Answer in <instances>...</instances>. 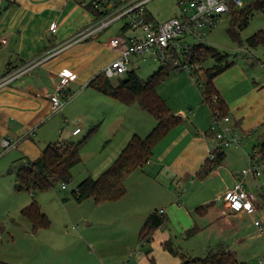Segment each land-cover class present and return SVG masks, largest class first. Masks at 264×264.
Instances as JSON below:
<instances>
[{
  "label": "crops",
  "instance_id": "0c3cea01",
  "mask_svg": "<svg viewBox=\"0 0 264 264\" xmlns=\"http://www.w3.org/2000/svg\"><path fill=\"white\" fill-rule=\"evenodd\" d=\"M89 2L88 0H0V78L6 72L8 64L14 67L26 64L64 44L79 31L90 26L95 20V14L86 7ZM52 24H56V32L51 30ZM107 29L94 37L67 45L58 54L0 89V151L2 149L0 162L7 155L5 166L26 156L35 160L46 147L40 148L36 138L41 134L40 127L45 119L57 114L52 111L50 96L55 92L60 81V73L64 71L71 73V79L62 97L67 98L73 89H77L74 97L79 94L78 98L85 96L95 98L93 114L102 122V126L107 120L116 121L121 117L126 120L129 117L134 118V115L141 120L148 119L144 113H150L138 103L131 105L122 103L89 86V83L119 56V51L111 47L109 42L111 38L121 36L122 33L120 30L118 32ZM124 35L141 36L142 33L130 29L125 31ZM79 102L81 101L77 103ZM70 105L75 104L65 102L62 111L60 110L63 116L67 115ZM171 110L173 114L182 118L181 124L160 141L165 143V147L158 157L155 150L159 154L158 146L161 143L156 146L153 157L126 178V194L115 201L96 203L93 200L91 202L85 200L87 203L85 208L89 210L78 217L82 221L81 231L78 233L66 227L61 234H54L51 229L44 232L48 228L33 233L36 246L32 256L28 263L20 261L18 264H180L182 254L190 255L182 251V247H179L181 251L178 249L168 227L157 229L149 242L140 239V230L144 222L155 210L166 216V226L174 218H178L179 229L182 232L198 225L200 229L194 237L197 239L196 243L204 246L205 250L226 248L236 251L237 244L244 237L245 219L251 214L228 212L223 202L218 201V198L240 177L236 171L227 170L225 184L215 192L210 191L209 186L203 183V186L194 191L195 196L192 198L187 196L188 193L181 197L174 196L173 199L161 195L163 192L158 185L166 188L160 183L164 175L168 183L173 184L177 181L176 185L193 176H203L202 172L215 178L222 174V169L227 167V159L230 157L225 150L224 159L220 164L215 165L210 159L213 141L211 140L210 144L209 139L203 135L208 134L211 125L203 132L196 118L189 122L190 128H186L187 121L183 114ZM144 122L147 121L142 120L140 124L136 122L135 127L129 125L131 127L124 129L122 134H118V130L107 135L110 139L106 141L109 143L105 148L109 147L110 150L98 163L94 174L93 172L89 174L94 176L109 167L134 134L145 137L142 133L143 130H147L143 129ZM233 123L243 133L252 132L242 130L241 123L236 118ZM81 132L82 129L77 135ZM4 138L13 139L16 142L15 147L9 151L4 150L2 146ZM168 154H173L174 157L169 165L166 164ZM222 162L225 166L221 165ZM260 178L248 180L247 189H262L259 184ZM149 185L152 186L147 189ZM168 191L170 192V189ZM163 199L168 200L162 202ZM259 201L258 198L256 201L258 207ZM210 203L213 205L206 212H197L199 206ZM48 213L51 214L46 209L45 214ZM166 242L171 243L174 251L165 247ZM140 243H145L151 248L144 251ZM236 253L239 258L237 251Z\"/></svg>",
  "mask_w": 264,
  "mask_h": 264
},
{
  "label": "rangeland",
  "instance_id": "374dc122",
  "mask_svg": "<svg viewBox=\"0 0 264 264\" xmlns=\"http://www.w3.org/2000/svg\"><path fill=\"white\" fill-rule=\"evenodd\" d=\"M146 8L159 22L180 14L178 0H150ZM126 22L125 19L116 21L109 29L119 32ZM261 29L264 30V11H254L249 23L244 28H241L238 22L235 23L232 13H224L221 20L214 27L206 30L203 43L217 48L219 53L226 57L222 60L223 63L232 62L228 68L213 78L216 90L228 104V113L232 117L231 124L236 118L241 123L242 130H251L252 132L250 136H243L242 148L231 147L226 149V154H230L227 159V167H223L222 174L217 175L215 178L205 175L206 172H202L203 176H193V178L191 177L183 182L180 181V185H176L177 181L173 184L168 183L164 175L160 183L166 188L161 187L160 184L158 188L163 192L161 195L165 198L169 196L168 199H173L174 196L181 197L187 193V196L192 198L195 196L196 189L203 186V183L209 186L210 191H217L221 185L225 184L226 171L234 170L237 174H240L248 164L249 155L255 154L258 151L260 142L264 141V45L260 44L252 47L247 43V39ZM235 33L238 35L237 38L234 37ZM186 38L192 45L199 44L192 38ZM130 61L127 64L130 65V70L135 68L138 76L144 81H147L149 76L159 70L162 65V62L151 54L144 57L133 55ZM216 63L214 57H209L203 61L202 68L198 71L199 76L195 79L184 70L181 72L171 71L166 79L157 86L158 93L167 101L169 107L175 112L183 114L187 121L186 128H190L189 122L194 121L196 118H198L203 132L211 125L210 113L212 111L204 102L202 88L207 81L206 69ZM124 77L115 76L110 80L116 85ZM71 92L67 95V98H61L63 102L75 104L70 105L67 110L69 114L67 112V115L63 116L62 112L59 111L57 114L47 117L40 127L41 134H39V138H36L38 146L43 148V146L45 147L50 143L79 142L90 134L81 147L82 161L71 170L72 179L66 183L67 188L63 189V183H58L46 191H38L34 194L41 210L46 213V209H48L51 212L47 216L51 220L52 226L44 232L51 229L54 234H61L65 227L72 232L78 233L81 231L82 221L78 217L89 210L85 208L86 201L90 200L89 202H91L93 199H87L84 203L79 204L72 191L76 189L81 180L90 175L89 172L94 174L98 163L108 154L110 148H105V146L108 145L109 142L106 143V141L110 137L107 135L118 130V134H122L124 129L131 126L135 127L136 122L140 124L143 120L147 121L144 122L145 126L143 127L147 130L142 131L146 136L157 124V120L153 116L144 113L148 118L147 120L144 118L141 120V118L134 115V118L129 117L126 120L122 117L116 119V121L107 120L102 126V122L96 119L93 114L95 98L87 96L78 98L79 94L74 97L77 89H73ZM78 101L81 102L77 103ZM76 127L82 129L79 135L72 134ZM94 127L96 129L92 130ZM180 128L182 129V127ZM239 131L244 134L241 130ZM203 135L209 139L210 144L212 143L211 140L213 141L211 147L213 149L215 147L214 137L208 134ZM164 147L165 143L158 146L159 154L155 150L157 157ZM6 156L0 162V170L2 171L0 175V260L9 264H18L20 261L28 263L36 245L34 234L31 232V223L22 216L21 210L33 201L34 195L30 190L17 191L15 185L19 166L24 160L30 158L26 156L27 158L24 157L14 161L9 166H5ZM172 156L173 154H168L166 158L167 165L172 162L174 158ZM167 165L166 167H168ZM221 165H223V162ZM102 172L103 170L94 177L99 176ZM259 184L262 189L253 188L251 190L249 188L259 198V207L257 206L258 209L253 213H249L251 216L245 219L243 224L244 237L235 248L239 254V260L248 264H264V232L261 233L259 227L255 224V221L262 222L264 229V176L259 179ZM150 186L152 185H149L147 189ZM167 188L170 189V192ZM168 199H163L162 202H166ZM179 224L180 220L174 218L169 225L167 223L168 226L165 225L174 236L178 249L181 251L179 247H182V251L189 253L192 257L205 256L208 250L197 244V239L194 236H187L185 231L182 232L179 229ZM140 245L144 251L151 248L145 243H140Z\"/></svg>",
  "mask_w": 264,
  "mask_h": 264
},
{
  "label": "trees",
  "instance_id": "16d2710c",
  "mask_svg": "<svg viewBox=\"0 0 264 264\" xmlns=\"http://www.w3.org/2000/svg\"><path fill=\"white\" fill-rule=\"evenodd\" d=\"M86 7L95 14V20L101 17L100 12L93 7L92 2H89ZM254 11H264V0H254L244 8L233 9L230 13L233 14L235 23L238 22L240 27L244 28L249 23ZM154 19V16L148 12V20ZM130 29L128 24H124L120 31L124 35L125 31ZM237 36L235 33L234 37L237 38ZM247 43L252 47L260 44L264 45V30L261 29L250 36L247 39ZM188 56L191 62H198L201 67L203 61L207 58H216L217 63L206 69L207 81L202 88V95L204 102L210 107L211 111L218 109L223 116L228 115V105L216 90L213 78L228 68L232 62L223 63L222 60L226 59V57L221 55L217 48L207 46L203 42L193 45L188 52ZM171 71L173 70L169 65H161L159 70L149 76L147 81H144L138 76L135 69H131L126 72L125 77L120 79L116 85L102 72L89 83L90 87L117 101L129 105L138 103L143 109L153 115L157 120V124L145 137L134 134L119 156L99 176L90 175L80 181L76 189L72 191L78 202L81 203L90 198L96 203L121 199L127 191L126 178L136 169L146 164L153 157L158 143L182 122V118L173 114L167 101L157 91V86L166 79ZM216 95L218 98L214 100ZM95 129L96 127L92 130ZM89 135L79 142L50 143L46 145L37 159L24 160L19 166L15 189L17 191L30 190L34 195L35 192L46 191L58 183L70 182L72 179L71 170L82 161L81 147L85 144ZM216 151L217 157L212 160L215 165L220 164L225 155L224 150L217 149ZM258 154L264 159V141L260 142L258 146ZM212 205L213 203L199 206L197 212H206ZM21 214L31 223L33 233L51 226V220L41 210L35 197L30 204L21 210ZM166 222V216L161 214L160 211L151 212L140 230V239L144 242H149L154 232L164 227ZM199 229L198 225H194L186 230L187 236H194ZM164 245L174 251L170 242H166ZM0 264L9 263L0 260ZM180 264L248 263L239 260L236 251L221 248L210 249L203 257H192L182 254V262Z\"/></svg>",
  "mask_w": 264,
  "mask_h": 264
},
{
  "label": "built area",
  "instance_id": "2783aa9c",
  "mask_svg": "<svg viewBox=\"0 0 264 264\" xmlns=\"http://www.w3.org/2000/svg\"><path fill=\"white\" fill-rule=\"evenodd\" d=\"M150 0H90L93 7L100 12L101 17L86 28L79 31L64 44L48 51L38 58L21 66H6V72L0 78V89L8 86L12 81L27 73L43 61L51 58L64 50L67 45L86 40L96 36L101 31L109 28L114 22L125 19L126 24L132 30L141 31V36H115L110 39V46L119 51V56L108 64L103 73L108 78L123 76L128 71V63L132 55L151 54L162 62V65H169L173 71H186L194 79L198 78V71L202 68L198 62H191L188 56L193 46L186 37L192 38L201 43L205 41V32L218 23L224 13L231 10L242 9L254 0H178L180 14L159 22L148 20L146 5ZM51 30L57 31L56 24H52ZM6 42V40H4ZM71 79V73L64 71L60 73V81L56 90L50 96L52 111L62 110L65 102L61 100L65 88ZM218 96L216 95L214 100ZM230 115H222L218 109L211 112V127L208 135L215 139V147L210 153V159L217 157V149L226 150L231 147L242 148L243 136H250L251 132L242 134L234 123L231 124ZM81 131L77 127L73 134ZM16 142L10 138H4L2 146L4 150L14 148ZM264 175V159L258 151L249 155L247 166L240 172L239 178L234 185L229 187L219 198L228 212L253 213L257 210L258 199L254 191L247 189L248 180L262 177ZM62 188L66 189L67 184L63 183ZM261 233L264 232L262 222L256 221ZM144 242V241H143Z\"/></svg>",
  "mask_w": 264,
  "mask_h": 264
}]
</instances>
